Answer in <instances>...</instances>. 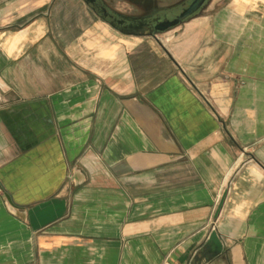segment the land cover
I'll return each mask as SVG.
<instances>
[{
	"label": "crops",
	"instance_id": "1",
	"mask_svg": "<svg viewBox=\"0 0 264 264\" xmlns=\"http://www.w3.org/2000/svg\"><path fill=\"white\" fill-rule=\"evenodd\" d=\"M87 1L0 0V264H264V0Z\"/></svg>",
	"mask_w": 264,
	"mask_h": 264
},
{
	"label": "water",
	"instance_id": "2",
	"mask_svg": "<svg viewBox=\"0 0 264 264\" xmlns=\"http://www.w3.org/2000/svg\"><path fill=\"white\" fill-rule=\"evenodd\" d=\"M88 3H92V0H88ZM208 2V0H193L191 4L183 9L179 15H177L172 20L164 19L162 21H158V19H155L154 22L156 23L152 29H149L147 33H138L133 30L138 29L139 27L129 25L126 28L119 29L120 32L124 33L125 35H140L145 36L148 35L150 37L155 38L157 35L163 34L171 29L176 28L180 24H182L185 20L189 19L193 15H195L197 12L203 9L205 4ZM124 20L129 21L128 18L123 17ZM130 21L133 23L135 19H130ZM114 26L113 24H111ZM146 25V23H145ZM7 200L10 201V197L6 196ZM204 251L208 255V259L212 260L219 256L222 252V245L220 243V240L216 234V232H212L210 234V237L204 246Z\"/></svg>",
	"mask_w": 264,
	"mask_h": 264
},
{
	"label": "rangeland",
	"instance_id": "3",
	"mask_svg": "<svg viewBox=\"0 0 264 264\" xmlns=\"http://www.w3.org/2000/svg\"><path fill=\"white\" fill-rule=\"evenodd\" d=\"M104 1H105V5L111 11L114 8L112 4L116 3L115 6L118 9L119 12L117 13L119 14L122 15L130 14L135 16H143L145 14H151L157 16V18H159V21H162L164 19L172 20L177 15H179L182 10V8L178 6L160 5L158 3H154L152 1H145V0H135L136 5L132 4L133 3L132 0H104ZM96 13L102 17V15L98 11H96ZM176 29H178V26L174 29H171L157 36L162 37L161 39H163L162 41H164L165 36L170 35Z\"/></svg>",
	"mask_w": 264,
	"mask_h": 264
},
{
	"label": "flooded vegetation",
	"instance_id": "4",
	"mask_svg": "<svg viewBox=\"0 0 264 264\" xmlns=\"http://www.w3.org/2000/svg\"><path fill=\"white\" fill-rule=\"evenodd\" d=\"M91 5L95 11H98L102 15L103 18L108 20L110 23H112L116 27L126 28L129 25H133V26L139 27L138 29L133 30L138 33H143V32L147 33L148 30L152 29L154 25L156 24L154 20L158 19L159 21V18H157V16L151 15V14H145L143 16L135 17L136 19L132 23L130 21L132 17H129L130 18L129 21L124 20L123 16L118 15L112 12L111 10H109L102 2H100V0H92Z\"/></svg>",
	"mask_w": 264,
	"mask_h": 264
},
{
	"label": "built area",
	"instance_id": "5",
	"mask_svg": "<svg viewBox=\"0 0 264 264\" xmlns=\"http://www.w3.org/2000/svg\"><path fill=\"white\" fill-rule=\"evenodd\" d=\"M0 193H1V191H0Z\"/></svg>",
	"mask_w": 264,
	"mask_h": 264
}]
</instances>
